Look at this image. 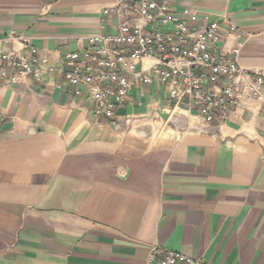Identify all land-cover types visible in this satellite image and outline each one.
I'll list each match as a JSON object with an SVG mask.
<instances>
[{"label": "crops", "instance_id": "1", "mask_svg": "<svg viewBox=\"0 0 264 264\" xmlns=\"http://www.w3.org/2000/svg\"><path fill=\"white\" fill-rule=\"evenodd\" d=\"M115 1L0 0V38L23 36L8 48L59 66L109 30L100 21ZM167 1L190 25L230 20L240 65L264 70V0ZM223 35L229 51L238 39ZM174 105L157 83L134 88L113 124L64 73L1 87L0 264H148L153 246L264 264V118L233 110L208 125ZM153 125L178 132L151 136Z\"/></svg>", "mask_w": 264, "mask_h": 264}, {"label": "built area", "instance_id": "2", "mask_svg": "<svg viewBox=\"0 0 264 264\" xmlns=\"http://www.w3.org/2000/svg\"><path fill=\"white\" fill-rule=\"evenodd\" d=\"M184 13L191 20L199 17L193 10ZM100 22L109 30L86 35V45L64 54L59 66L46 56L29 61L8 48L13 41L25 45L23 36L0 38V88L26 85L31 76L40 81L44 71L64 73L75 95L113 124L115 109L128 102L132 89L143 95V86L152 83L175 102L174 109L195 110L208 125L228 120L233 110L257 111L264 118V70L240 65L243 43L230 20L190 25L167 0H116ZM224 25L238 39L229 51L223 46ZM148 264L207 263L153 246Z\"/></svg>", "mask_w": 264, "mask_h": 264}, {"label": "rangeland", "instance_id": "3", "mask_svg": "<svg viewBox=\"0 0 264 264\" xmlns=\"http://www.w3.org/2000/svg\"><path fill=\"white\" fill-rule=\"evenodd\" d=\"M153 129L151 128V131H149V134L152 136L154 133L156 134H160V133H166L167 131H169L170 133H175V135L177 134V130H174L172 127H159L157 125H153L152 126ZM167 132V133H169Z\"/></svg>", "mask_w": 264, "mask_h": 264}]
</instances>
